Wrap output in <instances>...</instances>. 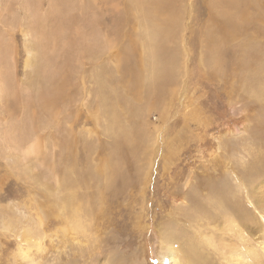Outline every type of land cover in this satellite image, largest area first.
Masks as SVG:
<instances>
[{
	"label": "rangeland",
	"instance_id": "rangeland-1",
	"mask_svg": "<svg viewBox=\"0 0 264 264\" xmlns=\"http://www.w3.org/2000/svg\"><path fill=\"white\" fill-rule=\"evenodd\" d=\"M171 244L264 264V0H0V264Z\"/></svg>",
	"mask_w": 264,
	"mask_h": 264
},
{
	"label": "bare ground",
	"instance_id": "bare-ground-1",
	"mask_svg": "<svg viewBox=\"0 0 264 264\" xmlns=\"http://www.w3.org/2000/svg\"><path fill=\"white\" fill-rule=\"evenodd\" d=\"M227 32V31H226ZM167 69V68H166ZM169 70V69H168ZM219 206H223L224 204H227L226 201L224 202L223 200H220L218 202ZM236 216V215H235ZM241 216V215H240ZM239 215H237V220H240L241 217ZM234 216H233V220H234ZM235 221V220H234ZM259 223V222H258ZM260 224V223H259ZM256 228V227H255ZM210 236H213V235H201V238L205 244V242L207 241V237H210ZM167 235L166 236H163V240H164V244L168 243L169 242V239H167ZM262 242H263V239H262ZM261 242V243H262ZM203 244V243H202ZM184 245V244H183ZM181 245L180 247H176L174 245H170L167 247V252L163 253V261L164 262L163 264H184V257H185V253L187 251V249ZM194 246V247H193ZM264 246V244H263ZM201 248H198L197 247V244H193L190 248V251L192 253V255L195 256V263L196 264H201V263H204L205 261H208V260H203V258H199L198 256H201L202 257V251H200ZM253 248H250V250H252ZM234 250V249H233ZM264 250V249H262ZM259 250L256 248L254 249V253H255V257L249 262V264H257V253H259L260 255H262V253L259 251ZM236 255L238 256V251L236 250L235 251ZM251 253V252H250ZM207 258V257H206ZM239 258V257H238ZM182 259V260H181ZM245 259V258H244ZM241 260V259H239Z\"/></svg>",
	"mask_w": 264,
	"mask_h": 264
}]
</instances>
